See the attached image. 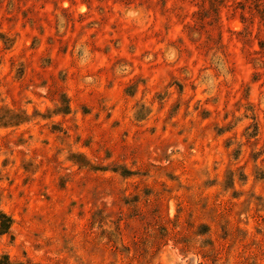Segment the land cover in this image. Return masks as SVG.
Here are the masks:
<instances>
[{
    "label": "rangeland",
    "instance_id": "rangeland-1",
    "mask_svg": "<svg viewBox=\"0 0 264 264\" xmlns=\"http://www.w3.org/2000/svg\"><path fill=\"white\" fill-rule=\"evenodd\" d=\"M0 264H264V0H0Z\"/></svg>",
    "mask_w": 264,
    "mask_h": 264
}]
</instances>
